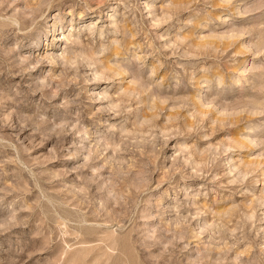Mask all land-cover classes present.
Here are the masks:
<instances>
[{
	"label": "rangeland",
	"instance_id": "374dc122",
	"mask_svg": "<svg viewBox=\"0 0 264 264\" xmlns=\"http://www.w3.org/2000/svg\"><path fill=\"white\" fill-rule=\"evenodd\" d=\"M0 264H264V0H0Z\"/></svg>",
	"mask_w": 264,
	"mask_h": 264
},
{
	"label": "bare ground",
	"instance_id": "6f19581e",
	"mask_svg": "<svg viewBox=\"0 0 264 264\" xmlns=\"http://www.w3.org/2000/svg\"><path fill=\"white\" fill-rule=\"evenodd\" d=\"M19 69V68H18ZM111 69V68H110ZM117 75H121V73H118Z\"/></svg>",
	"mask_w": 264,
	"mask_h": 264
}]
</instances>
